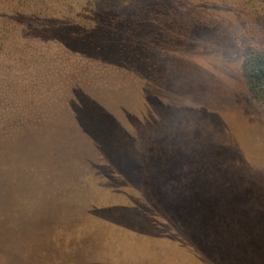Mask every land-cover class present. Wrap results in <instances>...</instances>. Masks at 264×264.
<instances>
[{
    "label": "rangeland",
    "instance_id": "obj_1",
    "mask_svg": "<svg viewBox=\"0 0 264 264\" xmlns=\"http://www.w3.org/2000/svg\"><path fill=\"white\" fill-rule=\"evenodd\" d=\"M258 61L264 0H0V264H264Z\"/></svg>",
    "mask_w": 264,
    "mask_h": 264
},
{
    "label": "crops",
    "instance_id": "obj_2",
    "mask_svg": "<svg viewBox=\"0 0 264 264\" xmlns=\"http://www.w3.org/2000/svg\"><path fill=\"white\" fill-rule=\"evenodd\" d=\"M137 219L144 220L141 217ZM121 234L131 240L126 241L129 251L121 249L116 254L97 257L96 261L86 264H209L202 262L189 248L169 241L157 232L129 230Z\"/></svg>",
    "mask_w": 264,
    "mask_h": 264
},
{
    "label": "trees",
    "instance_id": "obj_3",
    "mask_svg": "<svg viewBox=\"0 0 264 264\" xmlns=\"http://www.w3.org/2000/svg\"><path fill=\"white\" fill-rule=\"evenodd\" d=\"M262 65V61H258L257 63H255L256 67L253 71V74L251 75V77H253V85L256 86V84H259L260 82H262V80H264V70H262L261 68ZM255 86H253V90H255ZM63 122L67 121V116L65 114V112H62V114L60 115V118Z\"/></svg>",
    "mask_w": 264,
    "mask_h": 264
}]
</instances>
